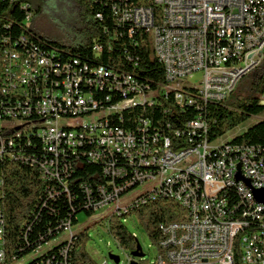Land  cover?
I'll use <instances>...</instances> for the list:
<instances>
[{"label":"built area","instance_id":"built-area-1","mask_svg":"<svg viewBox=\"0 0 264 264\" xmlns=\"http://www.w3.org/2000/svg\"><path fill=\"white\" fill-rule=\"evenodd\" d=\"M90 1L108 8L130 38L133 29L148 34L166 85L153 91L132 75L79 58L56 61L60 51L30 26V0H0V155H7L0 187L7 164L32 161L48 197L70 200L74 165L84 160L102 176L94 186L81 185L85 210L102 218L108 234L111 218L133 220L128 215L143 196L175 194L186 219L160 226L152 264H235L237 257L240 264H264V204L253 195L264 188V148L235 142L247 128L226 139L241 125L209 142L204 119L208 107L224 102L264 62V0ZM126 10L135 11V21ZM19 27L28 28V37H19ZM97 49L94 43V58ZM197 74L200 82L191 84ZM171 96L195 110L184 129L168 136L142 116L126 124L125 112ZM59 228L54 239L16 260L0 218V264H68L81 229L67 220ZM133 259L144 258L126 264Z\"/></svg>","mask_w":264,"mask_h":264},{"label":"trees","instance_id":"trees-1","mask_svg":"<svg viewBox=\"0 0 264 264\" xmlns=\"http://www.w3.org/2000/svg\"><path fill=\"white\" fill-rule=\"evenodd\" d=\"M70 1L79 6L87 19L84 40L81 43L63 46L35 31L48 40V44H52L60 51L56 53V61H64L68 57L79 58L91 66H103L114 72L132 75L153 91H159L166 85L163 67L153 54L148 34L135 30L132 31V38H130L125 28H120L115 24L108 8L90 0ZM32 11L36 16L41 13L42 8L32 6ZM96 13L100 15L98 20L94 18ZM22 28L28 31L27 27H19V36L22 34L20 33ZM24 37H28V33H25ZM94 43L102 48L97 58H94L92 52ZM245 77L247 76L243 78ZM245 86L249 92L242 94L235 93L234 90L224 102L212 105L205 111L204 119L208 124L206 138L209 142L256 118L259 121L251 124L246 132L235 138V142L264 148V118H262L264 117V105L260 104V96L264 92V73L259 78L248 81ZM252 92L256 93V96H252ZM121 100L118 99V103ZM194 115V109L179 107L172 96L167 100H160L156 106L137 107L124 113L126 124H132L130 118L142 116L152 121L153 125H159L161 131L168 136L176 130L184 129L186 123L193 119ZM168 124L170 129L166 127ZM6 162L7 160L0 164ZM2 170L4 182L0 187V218L6 230L8 254L16 260H20L38 246L54 239L63 221H70L71 225L77 226L79 224L78 214L84 213L88 217L93 215L91 211L85 210V195L81 185L94 186L102 181L101 168L97 165L84 160L75 164V171L70 182V200L62 194L54 201L47 195L48 184L41 180L42 171L37 163L32 161H22L20 164L10 163ZM128 216L137 218L144 234L157 248L162 239L160 226L182 222L186 219L184 210L169 197L153 201V198L143 196L141 203H137V209ZM27 228L30 231L26 234ZM109 233L117 245L130 256L136 251L137 240L131 236L122 218L110 219ZM25 234L26 240H24ZM88 241L89 236L86 229L81 230L74 237L69 248L68 264H98L86 251ZM56 251L54 255H57ZM139 264L152 263L142 259L139 260ZM235 264H240L238 257Z\"/></svg>","mask_w":264,"mask_h":264},{"label":"rangeland","instance_id":"rangeland-1","mask_svg":"<svg viewBox=\"0 0 264 264\" xmlns=\"http://www.w3.org/2000/svg\"><path fill=\"white\" fill-rule=\"evenodd\" d=\"M30 2L33 7L41 6L42 8L41 13L34 16L30 24L31 28L38 34L63 46H73L84 40L87 19L77 4L70 0H30ZM263 73L264 62L261 63L259 68L247 74V77L237 83L235 93L240 92L244 94L249 92L247 86H245L246 83L251 79L259 78ZM200 79L201 75L197 74L190 80V83L196 85L200 82ZM251 95L256 96V93L252 92ZM261 100L262 96H260ZM258 121L259 119L249 120L245 124H242L239 130L235 129L225 136L226 139L240 135V132L243 133L245 128L248 129L251 124ZM77 218L79 222L78 227L81 230H87L89 241L86 244V251L94 261L98 264H114L109 256L111 254V256L120 259L119 264L127 263V258L131 257L130 254L122 250L111 235L108 234L102 225L103 223L99 222L102 218H96L95 216L88 217L84 213L78 214ZM132 219L128 220L125 226L130 233H134L137 236L143 248L144 259L153 263L156 259V250L141 229L137 218L132 216Z\"/></svg>","mask_w":264,"mask_h":264},{"label":"water","instance_id":"water-1","mask_svg":"<svg viewBox=\"0 0 264 264\" xmlns=\"http://www.w3.org/2000/svg\"><path fill=\"white\" fill-rule=\"evenodd\" d=\"M241 175L238 173L236 174V180H241ZM245 183L247 185H249V181L248 180H245ZM253 195H254V199L257 203H260V204H264V188L262 189H256V190H253ZM131 257L132 258H144V254L141 250V246L140 244L137 242V248H136V251L134 253L131 254ZM110 259L115 263V264H118L119 263V258L118 257H115V256H110ZM129 264H139L137 261H135L134 259L130 261Z\"/></svg>","mask_w":264,"mask_h":264},{"label":"bare ground","instance_id":"bare-ground-1","mask_svg":"<svg viewBox=\"0 0 264 264\" xmlns=\"http://www.w3.org/2000/svg\"><path fill=\"white\" fill-rule=\"evenodd\" d=\"M98 18H100V15H98ZM126 19H128V21H135V11L134 10H126ZM135 30H141V29H133L132 31H135ZM21 31L22 32H20V33H22V34L19 37H24L25 36V33L26 34L28 33L27 29H25V28H22ZM101 51H102V49H97V56L101 53ZM59 56H58V58H59ZM63 60H64V58H63ZM262 102H264V95H262V100L260 101V104H262ZM118 106H127V99H122L118 103ZM6 160H7V155H0V163L4 162ZM147 197L153 198V196H147ZM168 197L171 198V199H173L175 201V194H168ZM99 222L102 223V219H100Z\"/></svg>","mask_w":264,"mask_h":264}]
</instances>
